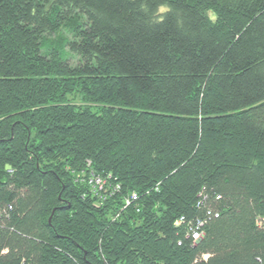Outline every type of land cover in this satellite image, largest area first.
Segmentation results:
<instances>
[{
    "label": "trees",
    "instance_id": "1",
    "mask_svg": "<svg viewBox=\"0 0 264 264\" xmlns=\"http://www.w3.org/2000/svg\"><path fill=\"white\" fill-rule=\"evenodd\" d=\"M0 264H264V0H0Z\"/></svg>",
    "mask_w": 264,
    "mask_h": 264
},
{
    "label": "built area",
    "instance_id": "2",
    "mask_svg": "<svg viewBox=\"0 0 264 264\" xmlns=\"http://www.w3.org/2000/svg\"><path fill=\"white\" fill-rule=\"evenodd\" d=\"M96 183L100 187V189L103 188V185L105 184V182H103L100 179L96 180ZM135 200H137V196L136 195L126 199V201H125L126 202V206L132 205L133 203H135ZM183 221H184L183 219H180L178 225L180 223H183ZM203 226H204V222L202 221V222L198 223L197 227H194V228L191 227L190 233H191V237H192L194 243H197V242H199L202 239L203 232H201V229H202Z\"/></svg>",
    "mask_w": 264,
    "mask_h": 264
}]
</instances>
